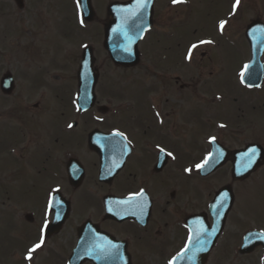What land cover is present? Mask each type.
Segmentation results:
<instances>
[{
  "label": "flooded vegetation",
  "instance_id": "flooded-vegetation-1",
  "mask_svg": "<svg viewBox=\"0 0 264 264\" xmlns=\"http://www.w3.org/2000/svg\"><path fill=\"white\" fill-rule=\"evenodd\" d=\"M11 2L16 6L14 0ZM81 2H90L91 8L85 7L82 13ZM201 5L200 0L175 4L172 0H147L146 8L138 7V0H21L18 9L8 7L5 31L12 34L6 35V39L8 48L18 56L11 58L9 64L16 63L24 74L21 78L31 84L21 89L15 76L14 92L3 96L13 99L15 108L7 107L2 113L0 145L5 146V151L0 163L6 167L4 158L13 159L22 166L21 171L24 167L33 173L36 191L43 188L41 203L29 213L33 218H25L30 225L39 222L33 243L44 240L31 263L49 264L58 256V264H68L78 250L84 259L82 264H148L151 257L162 260V264H171L187 246L190 236L187 222L191 217H199L195 220L199 227L214 223L211 201L228 184L218 188L212 181L217 175L232 179L233 154L251 144L264 149V78L259 89L251 90L260 92L258 95L243 90L241 97L232 100L236 103L241 99L246 105L251 98L259 99L262 116L259 140L254 139L252 124L231 126L232 108L227 109L226 119L214 116L219 82L212 81L217 90L215 87L213 91L193 90L201 83L204 71L203 63L195 69V55L200 53L205 68L213 73L215 62L211 55L229 50L230 45L239 46L248 52L243 60L246 64L250 60L246 34L254 24L261 39L264 67V0H240L235 9V0H221L218 9L222 15L212 22L210 33L205 31L210 17L207 11L201 14ZM133 14H145L147 26L138 45L139 62L136 67L117 68L104 50L106 32L115 21L112 35L128 33L133 29ZM221 22H226L222 31ZM88 24L93 26L92 33ZM193 44L198 46L188 59ZM89 47L99 73L98 85L107 77L96 68L95 55L102 51L116 72L117 88H107L100 98L96 93L94 106L82 112L76 101L78 71ZM141 67L143 75L118 73L136 72ZM150 72L154 75L148 82ZM191 72L195 75L191 76ZM186 78H191L188 86L183 82ZM163 79H169L176 91L167 92L170 85ZM155 80L160 82L161 92L156 91ZM192 82L196 84L192 86ZM185 89L187 96L183 95ZM229 95L234 93L229 91ZM48 99L54 105H48ZM225 99L228 101L229 97ZM203 124L208 128L206 131ZM116 132L123 136L114 135ZM248 134L254 140L245 139ZM239 142L243 143L239 146ZM210 154L219 167L208 174L210 168L205 165L204 169H198L196 165ZM259 171L264 174V165L252 176ZM54 189L59 191L53 193ZM140 191L145 193L142 210L135 202L125 203ZM53 194L55 208L50 209ZM67 205L69 217L60 232L45 235L56 210ZM227 233L225 229L207 264L219 246L222 254L232 256L234 245ZM109 242L119 248L103 256L101 249L110 246Z\"/></svg>",
  "mask_w": 264,
  "mask_h": 264
},
{
  "label": "rangeland",
  "instance_id": "rangeland-1",
  "mask_svg": "<svg viewBox=\"0 0 264 264\" xmlns=\"http://www.w3.org/2000/svg\"><path fill=\"white\" fill-rule=\"evenodd\" d=\"M201 5V14L204 13V11L208 12L210 17L209 20H207V24L209 26L208 29H205L206 33H210V26L212 22L217 19L219 16L222 15V11L218 9V5L221 2V0H200ZM256 1V0H251ZM10 5V6H8ZM105 5V4H104ZM9 9L15 10L17 9L15 5L11 2V0H0V53L2 55V59L0 60V78L7 72L14 71L13 73L16 76V79L18 80V84L20 85V88L22 89L23 85L27 86L30 85L31 82H25L21 76L24 74L22 71H20V67H17L16 63H11V58H16L17 53L16 51L8 48V43L6 39V35H10L12 33L6 32V11ZM11 7V8H10ZM102 7V5H101ZM250 8V6H249ZM65 10H67L66 7H64ZM250 12L253 13V10H250ZM250 13V14H252ZM257 13V12H256ZM101 16L102 14H98ZM104 15V14H103ZM88 31L90 33L93 32V26L91 24H88L87 27ZM198 31V30H197ZM191 42L194 41V39L190 40ZM146 43V41H145ZM229 50H223V51H217L216 53L212 54V58L214 59V62L212 64L214 65L212 68L214 69L213 73H210L209 71H213L212 69H209L208 67L205 68V61L202 62L200 53L195 55L194 59V65L196 66L195 69L198 67L200 68L201 63H203L204 71H203V78L201 80V83L198 84L193 90H197V92L202 91H210V89L213 91L214 84H212V81L219 82L217 85V89L219 91L218 98L215 99V102L213 104L214 107V116L217 119H222L227 117V109H233L230 110V112L233 114L231 126L232 127H240V125H244L245 123H250V127L253 128V132L255 133V140L261 139V131H260V122L262 119V116L260 118L259 114L261 113V110L259 108V102L258 98L255 101L254 98H251L250 102L248 104H243L241 99L237 100V102H232L233 98L241 97L242 93L244 91H248L246 88L242 86L241 82V72H243L245 68V64L243 63L244 58L248 54V52L245 51L246 48L240 49L239 46L233 47L230 45ZM202 53V52H201ZM214 55V56H213ZM170 54L167 53V57L169 58ZM95 58L97 60L96 68L100 70V73L102 75H105L107 77L103 78V81L101 83V86L98 85L97 87V95L100 98V93L102 91L110 90V87H112V90L117 88V84L114 83V76L116 75V72L112 71L111 67L109 66L107 62V57L105 59V56L103 55V52L101 53L98 51V53L95 55ZM211 58V57H210ZM8 59V60H7ZM193 65V66H194ZM145 66V65H144ZM142 66V67H144ZM142 67L139 68L136 72H118L120 75L128 76L132 74H141ZM146 68V67H144ZM222 71V72H221ZM196 72V71H195ZM221 72L222 74H220ZM150 75V78L148 79V82L153 80L154 72L148 73ZM143 75V74H141ZM189 75V73H187ZM190 75H195V73H190ZM214 75V76H212ZM171 76V74H170ZM187 77V76H186ZM47 78H43L45 80ZM166 83H169V91H176V88L174 87V84L169 81V79H163ZM156 81V80H155ZM154 82V81H153ZM157 82L156 91L161 92V86L160 82ZM185 86L190 85L191 78H186L184 81ZM192 86L196 84V82L191 83ZM209 84H212L209 87ZM115 86V88L113 87ZM156 86V85H155ZM108 88V89H107ZM140 89V88H139ZM189 89V88H188ZM188 89H185L186 91L183 92L184 96H187ZM215 87V90H217ZM192 91V88H190ZM244 90V91H243ZM229 91H232L234 95H229ZM36 91H34L35 93ZM33 93V95H34ZM103 93V92H102ZM260 92L258 91H251L250 94L258 95ZM238 94V95H237ZM247 94V93H246ZM32 95V94H31ZM225 95L226 97H229L226 101V97L223 99H220V96ZM105 96V95H104ZM54 100V98H53ZM51 99L47 101L48 105H54V102ZM254 100V102H253ZM55 101V100H54ZM7 107H14L15 105L13 103V99H7L3 97L0 93V127L3 125L2 121V113ZM253 108H255L253 110ZM4 116V115H3ZM57 125V122H56ZM262 126V125H261ZM203 130H207L208 128L203 124L202 126ZM264 129V124H263ZM202 130V131H203ZM239 138H236L237 143ZM245 139H252L251 135H246ZM190 146H192L191 142H188ZM243 142H239V146ZM5 151V146L0 145V159L2 160V156L4 155L3 152ZM0 160V162H1ZM4 164L6 167H3V164L0 163V184L3 182L1 180L4 178L5 181L8 180V186H5L3 183V189L0 186V264H25V262H19L20 257L19 254L22 256L24 249L30 245V242H32L35 239L36 236V228L39 227V222L34 223V225H30L26 223L25 216L28 213V210L36 209L38 204L41 203L40 198H42L41 191L43 188H39L36 191L35 190V183L32 184V175L33 173H30L27 171V168L22 169L21 171V165H18L16 162H14L13 159H10L9 162L6 161L4 158ZM255 174L252 176L251 179L245 181L240 186H236L235 184L231 183V179L224 178L221 175H217V178L212 181V183H217V187H221L222 185L229 184L232 186L233 189H235L236 192V202H235V208L233 212L231 213L229 217V223L227 226L228 235H231L232 237V243L235 247L234 254L232 256L226 257L225 254L221 253V248L217 252L216 255L213 256L211 259L210 264H261V250H256L249 256H241L238 253V250L240 248L241 244V236L242 234L246 233L247 231L251 230H258V231H264V174L260 173ZM32 186L34 190L32 189ZM8 187V188H7ZM33 211V210H32ZM34 216H37V212H33ZM35 230V231H34ZM225 242V239L223 240ZM14 251L15 253L10 255L11 251ZM220 252V253H219ZM19 253V254H18ZM9 254V256H8ZM59 259L58 256L54 257L52 259V262L49 264H58ZM148 264H162V260L151 257L147 259Z\"/></svg>",
  "mask_w": 264,
  "mask_h": 264
},
{
  "label": "water",
  "instance_id": "water-1",
  "mask_svg": "<svg viewBox=\"0 0 264 264\" xmlns=\"http://www.w3.org/2000/svg\"><path fill=\"white\" fill-rule=\"evenodd\" d=\"M111 50L113 51L112 58L115 60V62L117 64L126 65V64H124L125 58L123 57V58L119 59V57L116 54V50L114 48H112ZM126 52H129V51H126L124 49L122 50V53H126ZM130 52L133 53L135 51L130 49ZM253 53H254L253 54V62H252L251 68H254V67L259 68L260 67V69H261V64H260L261 50L260 51L258 50L257 52L253 51ZM257 80H258V82L260 81L259 78H257ZM93 82H90V81L86 82L85 81L83 84V87L81 90L82 94L80 96V101L83 104L84 103L87 104L88 102H89V104H91V102H93L92 101L94 99L93 98L94 97L93 92H92L94 89V87H93L94 83ZM1 85H2L3 91L6 93L7 92L9 93L12 90V81H11V79H8V77L3 79ZM91 106H92V104H91ZM251 148H254V147L248 148L247 151ZM251 171H253V170L250 168V170L243 172L242 175H240V177L237 179L243 180L245 177H247L251 173ZM240 173L241 172H239V174ZM225 196L227 197L226 199H225ZM232 204H233V195H232L231 190H223L216 197L214 205L216 206L217 212L220 216L219 221H218V223H219L218 229H220V230L222 229L224 222H225V218H226ZM214 236H215V234H214ZM259 246H262L264 248V239L260 238V233H256V232L249 233L245 236L244 244H243L242 249H241V253L242 254H250L252 251H254ZM184 261H188V262L189 261H195L199 264H203L204 257H200L199 259H195V258L191 259V257H186ZM263 264H264V261H263Z\"/></svg>",
  "mask_w": 264,
  "mask_h": 264
},
{
  "label": "snow or ice",
  "instance_id": "snow-or-ice-1",
  "mask_svg": "<svg viewBox=\"0 0 264 264\" xmlns=\"http://www.w3.org/2000/svg\"><path fill=\"white\" fill-rule=\"evenodd\" d=\"M172 2L174 4L175 3H181V2H183V0H172ZM239 3H240V0H235L234 9H235L236 6L239 5ZM138 7H140V8H146L147 7V0H138ZM81 23H83V21H81ZM225 23L226 22H221L220 23V29H221V31L224 29ZM200 43H211V41H201ZM197 46H198L197 44H193L192 47L189 49V51H188V59H191V57H192V49H195ZM125 50L126 51H130V49H127V48ZM247 69H248V65H245V71H247ZM240 75H241V79L243 80V78H244V72H241ZM77 109L79 110V105L77 106ZM69 127H72V125H69ZM114 135L121 136L122 137L123 136V133L116 132V133H114ZM211 140H212L213 143H215V137H212ZM124 147L126 149L127 146L125 145ZM160 151H161V153H163L164 152V149L161 148ZM167 155L171 156L172 153H167ZM255 158H256V149L255 148H251L246 153H244V155H243V167H244V169H248L249 167H251V165L254 162ZM210 160H211V154L209 155L208 158H206L204 160V162L202 164H198V165H196V167L198 169H204L205 165H208ZM186 171H189L190 172L191 169H186ZM58 191H59V189H54L53 190V193L58 192ZM137 197H139L138 200H137ZM144 197H145V193L143 191H140L138 193L132 194L129 197V200L128 201H125V203L135 202L136 203V206L140 207L141 210H142L143 207H144ZM226 198L227 197L225 196V199ZM55 200H56L55 195L54 194L51 195L50 196V199H49V208L50 209L55 208ZM59 214H60L59 213V210L57 209L56 210L57 218H59ZM204 231L206 232L207 230L205 229ZM213 231H215V230H213ZM260 238L264 239V234H260ZM43 243H44V240H43V238H41L40 243L35 244L31 249H29L28 254L26 256V259H28L30 261L32 259L33 252H35L37 249H39L42 246ZM189 243H191V240L189 241ZM199 243L203 244V243H205V241H199ZM109 245L110 246L102 247L101 251H102L103 256L111 255L112 254V251L114 249L118 250V248H119V245H111L110 242H109ZM197 250H202V249H197ZM184 251L187 252L188 249L185 248ZM182 255H183V253H182Z\"/></svg>",
  "mask_w": 264,
  "mask_h": 264
}]
</instances>
